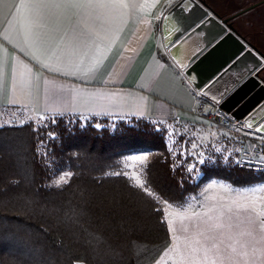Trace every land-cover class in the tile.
Masks as SVG:
<instances>
[{"label": "trees", "instance_id": "16d2710c", "mask_svg": "<svg viewBox=\"0 0 264 264\" xmlns=\"http://www.w3.org/2000/svg\"><path fill=\"white\" fill-rule=\"evenodd\" d=\"M142 152L154 153L145 182L157 198L123 174V160ZM187 159L145 118L57 115L1 127L0 264H155L171 245L160 200L182 205L213 178L264 180L223 161L204 162L196 180Z\"/></svg>", "mask_w": 264, "mask_h": 264}, {"label": "crops", "instance_id": "0c3cea01", "mask_svg": "<svg viewBox=\"0 0 264 264\" xmlns=\"http://www.w3.org/2000/svg\"><path fill=\"white\" fill-rule=\"evenodd\" d=\"M48 4L0 0V128L57 115L145 118L172 131L178 126L179 154L191 139L195 159L214 162L220 150L228 163L240 144L229 136L234 130L203 114L216 104L168 53L201 15L193 0H107L95 11L63 12ZM213 179L203 183L210 191Z\"/></svg>", "mask_w": 264, "mask_h": 264}, {"label": "water", "instance_id": "95a60500", "mask_svg": "<svg viewBox=\"0 0 264 264\" xmlns=\"http://www.w3.org/2000/svg\"><path fill=\"white\" fill-rule=\"evenodd\" d=\"M263 2L232 13L239 0H218L213 5L194 0L200 17L168 49L203 97L244 119L256 131L264 125V53L241 32L256 24V19L244 15ZM258 132L264 133V126Z\"/></svg>", "mask_w": 264, "mask_h": 264}, {"label": "rangeland", "instance_id": "374dc122", "mask_svg": "<svg viewBox=\"0 0 264 264\" xmlns=\"http://www.w3.org/2000/svg\"><path fill=\"white\" fill-rule=\"evenodd\" d=\"M252 2L253 1L247 2V5ZM256 24L259 28L261 21L259 19L258 21L256 20ZM262 78H264V71L262 72ZM47 120L48 119H45L42 123ZM87 121H89V119L82 120L83 123ZM152 123L156 124L157 127L165 131L168 143L171 150H173L174 156L180 155L183 157L185 155L186 158H189L187 160L190 164L189 168L193 172V177L194 179L199 180L198 175L199 173H202L201 166L203 162L195 159L193 154H189L187 146H189L191 139L189 142L186 140V153L180 151L182 154H179L178 126L175 125L173 127L174 130L172 131L169 128L165 129L160 126L159 123ZM231 134L229 136L237 143L240 142V144L237 146L231 145L234 147H231L230 157L226 159H230V162L227 161L228 163L235 164L237 162L235 157H239L240 152L246 146V143L242 134L236 131H232ZM180 142H183V138ZM216 154L219 156H217L215 161H221L219 159L220 156H222V152L219 150ZM135 155L136 154H133L123 160L122 170L136 185H138L137 181L139 180L146 186L145 167L151 160L154 153L142 152L140 156L147 157L143 163L133 160L132 157ZM208 157L213 158V154ZM191 159H194V162L191 161ZM256 174L257 176H262L264 179V173ZM62 176L66 181L69 179V175L65 176V174H63L54 180V184H56V181H60V177ZM61 183H63V181L59 184ZM206 183H204V185H206ZM217 183L218 185H216ZM220 183L222 182L213 179V188L211 187V191L203 184V186L200 185L196 193L190 194L187 197L186 203L176 205L167 202V204L172 205L171 208L167 207L164 203L165 201L158 199L160 200L162 207L170 213L168 219L170 221H174L172 225L174 231L170 233V246L175 248L179 245L177 251L170 252L169 255L164 256L163 259L160 258L158 260L160 264H164L165 260L171 262L174 258L179 261L180 254L186 253L188 251V247L191 246L195 240L199 239L202 243H211V241H207V236L215 235L219 238L221 233H223L225 237L233 235L239 239L240 243L236 245L237 253H239V255H237V253H232L231 250L227 248L229 241L225 238L224 244H221L220 246L223 261L221 262L218 260L217 264H264V232L260 230V220L258 217V214L264 211V180L254 185L245 186L243 189L236 188L237 190L230 184L225 183L222 186ZM153 196L157 198L154 194ZM181 216L184 217L183 220H181ZM216 223L222 224L223 227L220 229H214L211 233H209L208 229L210 226ZM201 232L204 233V235H198V233ZM240 233H245V235L240 236ZM155 264H157V262Z\"/></svg>", "mask_w": 264, "mask_h": 264}, {"label": "snow or ice", "instance_id": "6c2138e0", "mask_svg": "<svg viewBox=\"0 0 264 264\" xmlns=\"http://www.w3.org/2000/svg\"><path fill=\"white\" fill-rule=\"evenodd\" d=\"M48 7H51L52 9L57 10V12H63V11H85V10H98L102 9L107 6V0H49ZM43 119V117H41ZM264 125H258L257 131H259V127ZM251 127V125H249ZM133 160L140 161L143 163L147 157L146 156H133ZM191 170V169H190ZM122 173H117V175H120ZM126 174V173H123ZM70 175V173H65V176ZM67 182L64 177H60V181H56V186H59V183ZM137 184L141 188V190L145 193L147 196H152L153 193L149 191V189L141 183L139 180L137 181ZM168 208H171L172 205L167 204V201L164 202ZM156 212L161 213V222L169 225V232H173V223L174 221H170L168 219V216L170 213L166 211L165 208L162 207H156L154 209ZM259 217V227L262 232H264V211L260 212L258 214ZM184 217L181 216V220H183ZM223 225L220 223H216L210 226L208 229V232L211 233L214 229H220ZM250 234V233H249ZM198 235H204V233H198ZM240 236L245 235V233H240ZM225 238L229 241L227 244V248L231 250L232 253H237V247L236 245L240 243L239 239L236 236L228 235L227 237L224 236L223 233L220 234L219 238L215 235H208L207 241H211V243H202L199 239L195 240L194 243L188 247V251L186 253H181L179 257V261H177L175 258L169 262L168 260L164 261V264H217V261H223V255L220 250L221 244H224ZM179 248V245H177L175 248L172 246H169L165 252L162 254L161 259H163L164 256L169 255L170 252H175ZM239 255V253H237ZM157 264H160L159 261H157Z\"/></svg>", "mask_w": 264, "mask_h": 264}, {"label": "built area", "instance_id": "2783aa9c", "mask_svg": "<svg viewBox=\"0 0 264 264\" xmlns=\"http://www.w3.org/2000/svg\"><path fill=\"white\" fill-rule=\"evenodd\" d=\"M203 114L211 117L220 126L242 134L247 144L241 150L239 166L249 172L264 173V137L246 135L245 131L248 132L249 130L244 119L237 118L232 112L227 111L219 104L207 105L203 110ZM177 119H180V117H177Z\"/></svg>", "mask_w": 264, "mask_h": 264}, {"label": "flooded vegetation", "instance_id": "af4514ba", "mask_svg": "<svg viewBox=\"0 0 264 264\" xmlns=\"http://www.w3.org/2000/svg\"><path fill=\"white\" fill-rule=\"evenodd\" d=\"M194 1V0H193ZM201 1V0H199ZM206 2L213 5L214 2L218 0H205ZM230 1V0H225ZM240 5H237L233 8L232 13H236L239 11H242L243 9L252 6L254 4H257L264 0H239ZM253 1L251 4L247 5V2ZM246 3V5H245ZM235 9V10H234ZM244 16H250L249 18L253 20L258 19L261 21V24L259 25V28L257 27V24H254V26H248V28L242 30V34L246 37V39L256 45L259 50H261L264 53V2L260 5H258L256 8L252 9L248 13H246Z\"/></svg>", "mask_w": 264, "mask_h": 264}]
</instances>
